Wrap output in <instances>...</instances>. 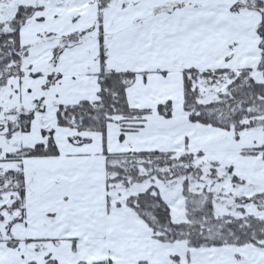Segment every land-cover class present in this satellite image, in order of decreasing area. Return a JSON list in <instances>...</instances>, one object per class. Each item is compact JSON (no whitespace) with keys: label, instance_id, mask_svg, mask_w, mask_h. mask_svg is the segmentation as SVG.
<instances>
[{"label":"snow or ice","instance_id":"snow-or-ice-1","mask_svg":"<svg viewBox=\"0 0 264 264\" xmlns=\"http://www.w3.org/2000/svg\"><path fill=\"white\" fill-rule=\"evenodd\" d=\"M0 264H264V0H0Z\"/></svg>","mask_w":264,"mask_h":264}]
</instances>
